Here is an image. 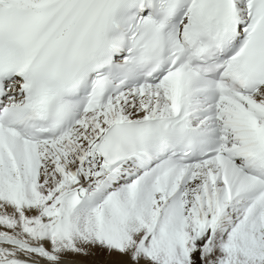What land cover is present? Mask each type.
Here are the masks:
<instances>
[{"label":"snow or ice","instance_id":"obj_1","mask_svg":"<svg viewBox=\"0 0 264 264\" xmlns=\"http://www.w3.org/2000/svg\"><path fill=\"white\" fill-rule=\"evenodd\" d=\"M0 264H264V0H0Z\"/></svg>","mask_w":264,"mask_h":264}]
</instances>
